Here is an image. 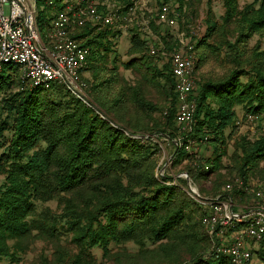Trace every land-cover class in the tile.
Instances as JSON below:
<instances>
[{
	"label": "trees",
	"instance_id": "trees-1",
	"mask_svg": "<svg viewBox=\"0 0 264 264\" xmlns=\"http://www.w3.org/2000/svg\"><path fill=\"white\" fill-rule=\"evenodd\" d=\"M131 1L121 0L122 15ZM219 1L218 21L206 0L205 31L195 50L222 55L228 70L196 82L187 133L175 122L169 57L177 38L160 30L165 26L156 14H143L129 29L130 58L119 67L137 72L134 82L119 75L116 58L108 61V37H116L111 30L87 25L78 33L88 48L85 70L93 80L83 79L84 95L93 108L62 85L33 88L16 75L18 66L3 67L0 262L19 264L42 245L35 264H231L215 251L201 221L205 208L186 194V180L157 175L165 142L172 148V166H181L176 175L187 173L203 198L228 195L245 206L254 191L264 189V128L252 138L236 125L237 108L245 121H264V0L242 7L240 0ZM201 2L156 0L158 8L174 7L177 21L184 15L183 30L189 25L187 11ZM45 16L38 17L42 33ZM152 37L162 42L164 56L150 54ZM253 40L254 47H246ZM91 61L100 67L94 71ZM105 72L111 75L100 78ZM189 141L206 145L208 152L197 155L199 144L189 153ZM253 254L264 264L262 248Z\"/></svg>",
	"mask_w": 264,
	"mask_h": 264
},
{
	"label": "built area",
	"instance_id": "built-area-1",
	"mask_svg": "<svg viewBox=\"0 0 264 264\" xmlns=\"http://www.w3.org/2000/svg\"><path fill=\"white\" fill-rule=\"evenodd\" d=\"M121 8L112 6L102 13L95 0H0V73L6 65L18 66L21 80L31 87L62 85L92 107L84 95L86 84L82 78L88 48L76 36L87 25L99 31H125L138 23L134 6L126 18H122ZM40 13L48 20L44 33L38 24ZM178 16L174 7L164 4L157 10L156 21L174 29ZM175 37L177 49L169 60L177 97L175 122L181 127L189 126L196 109L192 96L196 50L195 42H188L184 34L177 32ZM152 40L150 54L164 56L162 42L157 37ZM195 149L189 141L186 150L192 154ZM162 175L160 170L158 176ZM179 177L185 179L182 173ZM225 188L230 190L229 185ZM185 191L205 208L201 221L207 235L216 242L215 251L227 256L231 264H255L253 252L264 243V189L254 191L252 201L245 206H239L228 195L203 198L189 178Z\"/></svg>",
	"mask_w": 264,
	"mask_h": 264
},
{
	"label": "rangeland",
	"instance_id": "rangeland-1",
	"mask_svg": "<svg viewBox=\"0 0 264 264\" xmlns=\"http://www.w3.org/2000/svg\"><path fill=\"white\" fill-rule=\"evenodd\" d=\"M96 4L99 8L100 12H105L108 10V8L112 7V6H116V5H121L122 2L121 0H95ZM251 0H240V7H242L245 3L250 2ZM132 7L134 6L136 8L135 10V15L134 18L136 22H140L141 17L143 15V18H151L154 17L156 14V11L158 10L157 7V3L156 0H132ZM206 0H202V2L200 3V5L197 7H195V11L193 9V11L191 13H189L187 11V18H188V23L189 25L186 26V29L183 30L182 27V20H184L186 22V18H184V15H182V20L179 19V21H177V27L174 29H170L167 27H161L160 30L163 31V33H167L168 35H171L173 33H182L185 35L186 39L188 40V42H195L197 39H199L200 37L203 36L204 31H205V13H206ZM210 8L212 10V15L214 17V19L219 21V17L220 15H222L223 13V7L221 5V2L219 0H210ZM124 16V17H123ZM125 16L128 17L127 14L122 15V18H126ZM181 18V17H180ZM126 22H122V24H125ZM187 24V22H186ZM131 26H127L128 29H126L125 31H120V30H113L111 31V33H114L116 37L114 38H109L112 42H111V52L108 54V61L110 62L111 60H113V58H116V63L117 66L119 67L123 62H126L129 60V56H127L126 54V50L128 48V43H129V29ZM82 30V29H81ZM263 45H264V41H262ZM256 44V42L254 43V40L251 42H249L247 44L246 47H248L249 49H251L252 47H254V45ZM262 49H264L263 46H261ZM167 57V56H166ZM195 57H196V62H195V67H194V72H193V78H194V89L197 88L196 86V82H198V80H206L209 78H213V79H217L220 78L224 73L227 72L228 68L227 65L223 62L224 59L222 58V55L217 56L215 53L213 52H209L206 51L205 49H197L195 52ZM200 57H205L204 61L198 65V59ZM163 61L169 63L167 58H163ZM93 61L90 62L91 66H94L95 63H92ZM164 62H161V65ZM98 66L97 64L94 66V71L96 70ZM119 75L121 77H123L126 81L129 82H134L137 78V72H133L132 70H124L122 67H119ZM20 74V71H18V73L16 74L17 76ZM111 74L108 72L102 73V75H100V78L103 77H109ZM82 78L88 81L93 80L91 72L88 70H85L82 73ZM116 87H114L112 90H114ZM154 95V97L157 99V95L155 93H152ZM154 98V99H155ZM237 117H236V125L238 127V131L239 133H244L246 131L249 132V134L251 135V137H256L258 135L259 131V127L264 128V121L263 122H259L258 120H243L242 119V115L244 114V112L242 111L241 108H237ZM192 125H193V121L191 123H189L188 125H184L181 126L182 128H185V132L187 133L192 129ZM200 143H196L195 145L197 147V145H199ZM161 146V153L159 155V161H158V165L160 167V169L158 170L157 175L159 174V171L162 170L161 172L163 174H166L168 176H172L173 179L175 180L176 178H178V174L181 171V166L180 167H176L174 168L172 165V157H171V151L172 148L170 147V145H167L165 142H161L160 143ZM208 150L206 148V145L204 144H200V147H198L197 150V155H204L205 153H207ZM171 157V158H170ZM2 182V178L0 177V184ZM42 245H39L38 248L32 253L27 255L26 257H24L21 260V263L19 264H35V262L33 263V259L34 257L37 256V252L39 248H42ZM263 248L262 250L264 251V243L260 244V249ZM94 256L96 257L97 260L100 259V252L98 250H94L93 251ZM255 259L257 260V263H261V260H259V257L256 255ZM0 264H8L7 261L2 260L0 262Z\"/></svg>",
	"mask_w": 264,
	"mask_h": 264
},
{
	"label": "water",
	"instance_id": "water-1",
	"mask_svg": "<svg viewBox=\"0 0 264 264\" xmlns=\"http://www.w3.org/2000/svg\"><path fill=\"white\" fill-rule=\"evenodd\" d=\"M135 137H137V138H141V136H135ZM171 158V157H170ZM162 171V170H161ZM182 174H184L185 175V180H188V175H187V173H182ZM178 177H179V175H178Z\"/></svg>",
	"mask_w": 264,
	"mask_h": 264
},
{
	"label": "crops",
	"instance_id": "crops-1",
	"mask_svg": "<svg viewBox=\"0 0 264 264\" xmlns=\"http://www.w3.org/2000/svg\"><path fill=\"white\" fill-rule=\"evenodd\" d=\"M256 263H257V260H256ZM256 263H255V264H256ZM257 264H258V263H257ZM259 264H260V263H259Z\"/></svg>",
	"mask_w": 264,
	"mask_h": 264
}]
</instances>
